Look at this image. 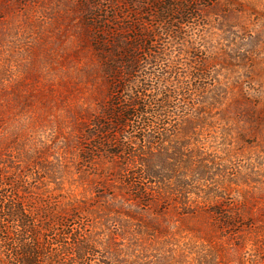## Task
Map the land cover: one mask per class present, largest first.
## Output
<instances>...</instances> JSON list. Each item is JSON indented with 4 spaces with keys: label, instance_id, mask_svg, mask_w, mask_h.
Segmentation results:
<instances>
[{
    "label": "rangeland",
    "instance_id": "374dc122",
    "mask_svg": "<svg viewBox=\"0 0 264 264\" xmlns=\"http://www.w3.org/2000/svg\"><path fill=\"white\" fill-rule=\"evenodd\" d=\"M119 3L0 0V172L5 175L0 192L10 195L18 186L31 199L62 188L89 198L106 177L117 174L119 158L86 163L82 155L98 140L95 123L111 100V77L102 59L111 50V33L138 18ZM147 12L143 9L140 18L151 22ZM183 19L186 23L172 35L156 30L158 37L147 48L160 56L151 62L145 56L133 80L142 93L155 87L158 99L182 91L171 112L206 119L200 134L187 142L204 147L214 175L205 183L190 181L192 198L201 202L207 189L213 191L218 203L231 205L232 214L249 226L222 237L207 234V215L181 223L179 213L171 210L164 221L157 220L173 232L197 224V235L208 239L197 242L201 245L177 264H264V0L194 1ZM95 36L107 42L100 51ZM170 116V125L178 126L179 117ZM133 119L121 141L138 150L139 119ZM157 131L148 127L143 133ZM177 143L172 139L167 148ZM220 170L227 179L222 180ZM142 215L156 220L150 211ZM107 235L102 230L99 239ZM190 239L183 236L179 242L193 245ZM173 250L177 257L179 249Z\"/></svg>",
    "mask_w": 264,
    "mask_h": 264
},
{
    "label": "trees",
    "instance_id": "16d2710c",
    "mask_svg": "<svg viewBox=\"0 0 264 264\" xmlns=\"http://www.w3.org/2000/svg\"><path fill=\"white\" fill-rule=\"evenodd\" d=\"M194 1L204 4L206 0H119L121 7L138 18L131 19L130 26L122 31L111 33V50L105 53L107 57L102 56L111 77V100L95 123L100 129L98 140L90 142L82 155L86 163L97 158L107 162L119 158L122 162L118 163L117 174L112 179L106 177L89 198L62 188L59 193L31 199L24 197L18 186L10 195L1 191L0 258L4 264H177L188 258L189 250L208 239L197 235V224L185 230L177 226L175 232L166 230L157 219L164 221L171 210L179 213L181 223L207 215V234L219 232L222 237H231L249 226L238 214H232L231 205L218 203L213 191L207 189L201 202L192 198L190 181L205 183L214 175L213 161L206 159L204 147L187 142L200 134L206 119L195 113L180 115L177 109L171 112L182 91H169L158 99L160 95L152 92L155 87L142 93L138 81L133 80L145 56L148 62L160 56L147 48L148 42L157 39L156 30L170 35L177 32L186 23L183 17L189 15ZM143 9L150 10L146 14L151 22L140 18ZM125 32L133 33V37L127 38ZM95 42L98 51L107 44L97 36ZM129 86L139 90L134 93ZM148 91L149 95L145 93ZM125 92L130 95L123 100L120 95ZM204 100L201 95L199 101ZM170 114L179 117L178 126L170 125ZM133 118L139 119L135 128L140 131L142 145L138 150L121 141ZM148 127H157L158 131L147 136L143 130ZM171 138L178 143L168 149ZM218 174L222 180L228 178L222 170ZM4 178V172H0V189ZM236 178L240 181L243 176L239 173ZM142 211H150L156 220L144 219ZM102 230L108 235L100 240ZM182 235H191L193 245L179 242ZM173 248L179 249L177 257L172 255Z\"/></svg>",
    "mask_w": 264,
    "mask_h": 264
}]
</instances>
